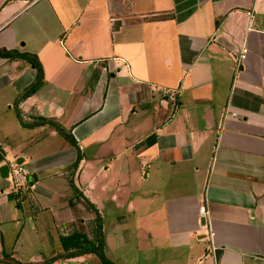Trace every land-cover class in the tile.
Segmentation results:
<instances>
[{"label":"crops","instance_id":"crops-1","mask_svg":"<svg viewBox=\"0 0 264 264\" xmlns=\"http://www.w3.org/2000/svg\"><path fill=\"white\" fill-rule=\"evenodd\" d=\"M0 50L42 68L29 92L36 70L0 57V145L31 176L58 175L80 153L75 187L85 163L121 174L133 157L155 197L168 192L173 249L196 264H264V0H0ZM3 153L0 169L12 163ZM29 186L24 199L46 210ZM13 193L0 187V212ZM9 248L0 238V258Z\"/></svg>","mask_w":264,"mask_h":264},{"label":"rangeland","instance_id":"rangeland-1","mask_svg":"<svg viewBox=\"0 0 264 264\" xmlns=\"http://www.w3.org/2000/svg\"><path fill=\"white\" fill-rule=\"evenodd\" d=\"M13 112L10 114L15 115ZM50 142L45 139L43 148L53 150ZM3 152H6V157L11 158V165L17 164L15 153H11L9 147L1 144L2 158ZM87 158L92 161L94 157ZM102 159L92 162L91 166L85 163L81 169L80 180L78 181L76 176L74 178L75 187L79 186L96 203L100 220L96 219L95 212L82 198L81 192L78 191L81 195L78 197L74 191L73 163L67 164L62 173L51 174L41 180H33L29 173L26 183L20 188L14 186V180L0 183V187L5 190L12 188L20 194L15 202L9 203L7 211L0 212V222L4 217L14 220H5L8 222L2 226L0 224V238H3L5 246L9 244V255L12 254L21 263L43 262L54 258L58 252L55 256H48L54 251H62L60 237L71 234L76 228L75 225L81 222L88 239L91 240H96L94 230L97 229L98 223L101 225L103 253L112 264H187L188 260V264H196L194 254L190 256L189 249H173L169 244L160 201L168 192L155 197L150 186L151 179H142L145 170L140 176V170L134 165L133 157L132 162L122 170L121 174L125 172L124 177L118 171L119 163H113L109 170L104 171L102 167H107V163ZM34 182L36 187L33 192L42 207L46 208L44 211L38 210L32 199H24L23 194L33 195L29 183ZM87 184H90L89 190ZM17 204L20 207H17ZM39 214H42L41 219H36ZM203 244L206 245V242ZM13 250L17 253H13ZM2 254L8 253L4 250ZM57 262L101 264L93 254L83 255L74 259V262Z\"/></svg>","mask_w":264,"mask_h":264},{"label":"trees","instance_id":"trees-1","mask_svg":"<svg viewBox=\"0 0 264 264\" xmlns=\"http://www.w3.org/2000/svg\"><path fill=\"white\" fill-rule=\"evenodd\" d=\"M0 57L10 58V59L20 58L27 60L29 64L36 70L37 73V82L32 86L29 92L36 89V87L39 85L40 80L42 79V68L36 57L30 55H19L15 52H10L6 50H0ZM24 126L26 127V125ZM34 126L35 127L50 126L54 128L55 131L70 144L74 146L76 145L73 137L68 132H66L64 128H62V126L59 123H57L54 119L40 118L34 124ZM81 159L82 158L80 156V153H78V157H76V160L73 163L74 170L77 169ZM74 191L76 192L78 197H81L80 193L77 191L75 187H74ZM13 195L18 197L20 194L15 192L13 193ZM82 198L92 209V211L95 212L96 219L100 220L101 217L98 210H96L94 206L91 203H89V201H87L84 197ZM75 226L76 228L71 234H69L68 236L60 237V244L62 247L61 253L56 255L54 258H50L43 262L29 263V264H53L54 262H57L59 260H68L89 254L95 255L99 259L101 264H112L108 259H106L103 253V241H102L103 237L101 233L102 232L101 225L98 223L97 229L94 230V235H96V240L88 239L87 233L85 231L86 229L81 222L77 223ZM0 264H23V263H20L13 257H10V255L3 254L2 258H0Z\"/></svg>","mask_w":264,"mask_h":264},{"label":"built area","instance_id":"built-area-1","mask_svg":"<svg viewBox=\"0 0 264 264\" xmlns=\"http://www.w3.org/2000/svg\"><path fill=\"white\" fill-rule=\"evenodd\" d=\"M250 17H252L251 14H250ZM28 176H29V173L21 165L14 164V165L9 166V178L11 181L14 180L13 183L15 187L20 188L22 185H24L26 183ZM14 192H16V190H14ZM199 212L202 217L205 216L206 207L200 206ZM202 228L204 229L206 228L205 220H204V225H202Z\"/></svg>","mask_w":264,"mask_h":264},{"label":"water","instance_id":"water-1","mask_svg":"<svg viewBox=\"0 0 264 264\" xmlns=\"http://www.w3.org/2000/svg\"><path fill=\"white\" fill-rule=\"evenodd\" d=\"M0 161H2L1 155H0ZM16 163L17 164L22 163V159H19ZM8 173H9V166L8 165H4L3 167H1V169H0V176L1 177L7 178ZM35 178H36L35 175H32V179L34 180ZM200 224L204 225V219L201 220Z\"/></svg>","mask_w":264,"mask_h":264}]
</instances>
